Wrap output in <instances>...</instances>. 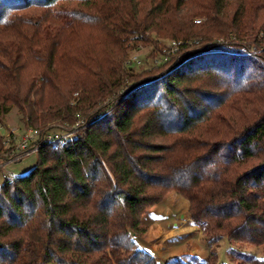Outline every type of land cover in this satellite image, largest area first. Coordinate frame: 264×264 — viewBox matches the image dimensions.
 Masks as SVG:
<instances>
[{
    "label": "trees",
    "instance_id": "1",
    "mask_svg": "<svg viewBox=\"0 0 264 264\" xmlns=\"http://www.w3.org/2000/svg\"><path fill=\"white\" fill-rule=\"evenodd\" d=\"M160 38L200 47L126 66ZM13 108L42 133L87 125L4 175L0 264H158L137 240L172 192L210 236L203 264L224 238L264 246V0H0V124Z\"/></svg>",
    "mask_w": 264,
    "mask_h": 264
},
{
    "label": "rangeland",
    "instance_id": "2",
    "mask_svg": "<svg viewBox=\"0 0 264 264\" xmlns=\"http://www.w3.org/2000/svg\"><path fill=\"white\" fill-rule=\"evenodd\" d=\"M200 21L202 20L198 18L195 23L199 24ZM158 39L156 42H158L159 45H165L173 40L172 38H160L158 41ZM156 44L157 43L143 42L129 43L127 45V55L129 56L132 52H135L141 56V59L144 62V65L139 68V71H145L146 69L155 70V65L153 66L151 57L157 55V52L159 51L155 50L158 46H156ZM195 47L200 46H196L195 44V46H192L190 49L188 48L180 51V54L178 53L179 55L177 56L179 57L178 59L185 54H188L190 51L192 52ZM155 71H157V69ZM161 72L162 70H159L157 73L158 76L156 74L154 75L156 79L162 76L159 75ZM76 95L77 94L74 96ZM19 117L20 114L18 110L13 108L11 112L5 116L4 123L0 124V133L5 136L9 128L16 126L23 129ZM2 156L4 155L0 154V157ZM37 162L38 155L35 153L24 158L22 161L8 164L4 169L0 170V187L5 183V176H7V178H14L29 173L36 166ZM178 198L179 201L176 206H172L168 203V199L164 203L156 206L150 212V217L154 218L150 222V226H153L152 229H154L156 233L154 235L158 242L154 246L145 250L152 255L155 262L158 264H203V262H205L210 256V236L207 235L201 226L204 223H196L195 221H192L189 214V202L183 197ZM183 216H185V218H183ZM146 225L148 226L149 223H146ZM142 227H144L143 222ZM141 242L142 238L137 240V243L140 246ZM238 246L239 247L232 246L228 239L224 238L219 243L217 249V264H264V262H261L264 261V246L259 249L247 246L244 247L242 245ZM166 253H168L167 258ZM186 253H190V255ZM161 255H163L162 257L164 260H161ZM178 255L179 257L176 258Z\"/></svg>",
    "mask_w": 264,
    "mask_h": 264
},
{
    "label": "built area",
    "instance_id": "3",
    "mask_svg": "<svg viewBox=\"0 0 264 264\" xmlns=\"http://www.w3.org/2000/svg\"><path fill=\"white\" fill-rule=\"evenodd\" d=\"M185 43L181 40H171L169 43L163 45L157 52V55L151 57V62L155 66L162 65L169 62L173 56L182 51ZM143 60L141 56L135 52H132L126 61V66L129 68L142 67ZM79 119L74 126L66 127L61 130L47 131L42 133L41 130L24 127L21 129L19 126L9 128L4 137V146L7 149H11L6 154V158L1 159L0 170L4 169L8 164L22 161L24 158L37 153L41 148V142L47 143H66L71 138H74L85 127L86 122L83 117L78 115Z\"/></svg>",
    "mask_w": 264,
    "mask_h": 264
},
{
    "label": "crops",
    "instance_id": "4",
    "mask_svg": "<svg viewBox=\"0 0 264 264\" xmlns=\"http://www.w3.org/2000/svg\"><path fill=\"white\" fill-rule=\"evenodd\" d=\"M0 161H1V159H0ZM178 197H180V196L175 192L169 193L162 203H164L165 201H167L169 199L168 203H170L172 206H176L178 201H179ZM151 211H152V209H151ZM151 211H149L148 215H146V217L143 219V226H144L143 228L145 229V234L142 237L141 246L138 244L139 247H141L142 249H147L149 247H152L158 242L155 235H154L156 233H155L154 229H152L153 226L152 225L150 226V222L154 219L153 217H150ZM183 218H185V216H183ZM188 221H189V219H188ZM192 221H194V220H192ZM146 223H149V225L147 226ZM167 254L168 253H166V258H167ZM186 254L190 255V253H186ZM169 255H170V253H169ZM162 256L163 255H161V257ZM178 257H179V255L176 256V258H178ZM169 259H170V257H169ZM161 260H164L163 257L161 258Z\"/></svg>",
    "mask_w": 264,
    "mask_h": 264
}]
</instances>
